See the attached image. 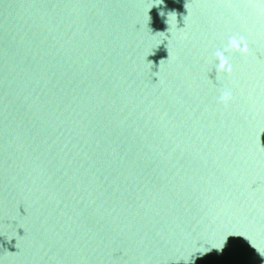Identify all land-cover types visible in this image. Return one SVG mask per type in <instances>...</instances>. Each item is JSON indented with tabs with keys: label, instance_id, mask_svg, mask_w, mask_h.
<instances>
[{
	"label": "water",
	"instance_id": "water-1",
	"mask_svg": "<svg viewBox=\"0 0 264 264\" xmlns=\"http://www.w3.org/2000/svg\"><path fill=\"white\" fill-rule=\"evenodd\" d=\"M0 264H264V0H0Z\"/></svg>",
	"mask_w": 264,
	"mask_h": 264
},
{
	"label": "clouds",
	"instance_id": "clouds-1",
	"mask_svg": "<svg viewBox=\"0 0 264 264\" xmlns=\"http://www.w3.org/2000/svg\"><path fill=\"white\" fill-rule=\"evenodd\" d=\"M229 44L230 47L235 48L236 50H241L245 53L248 51L247 44L242 38L240 40L233 38L232 40H230ZM241 45H243V48H241ZM217 56L220 60L221 70L226 69L227 71L231 72V67L230 65H228V61L225 54L223 52H218ZM225 99H227V96H225Z\"/></svg>",
	"mask_w": 264,
	"mask_h": 264
}]
</instances>
